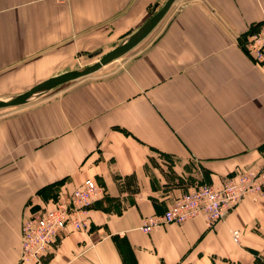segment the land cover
I'll use <instances>...</instances> for the list:
<instances>
[{"label": "crops", "instance_id": "1", "mask_svg": "<svg viewBox=\"0 0 264 264\" xmlns=\"http://www.w3.org/2000/svg\"><path fill=\"white\" fill-rule=\"evenodd\" d=\"M164 1L0 0V98L67 71L75 55L109 51ZM262 19L264 0H175L152 40L109 74L0 117V264L16 262L24 218L86 177L102 187L89 224L57 238L51 264L207 263L264 250V194L211 228L204 213L138 228L190 186L264 168V65L244 47ZM23 77L39 79L18 90Z\"/></svg>", "mask_w": 264, "mask_h": 264}, {"label": "built area", "instance_id": "2", "mask_svg": "<svg viewBox=\"0 0 264 264\" xmlns=\"http://www.w3.org/2000/svg\"><path fill=\"white\" fill-rule=\"evenodd\" d=\"M244 44L253 59L264 65V19L249 24ZM101 191L95 179L86 177L69 194L58 196L51 204L25 217L20 229L19 256L14 264H51L49 255L55 249L57 238L67 229L88 226L92 203ZM263 191L264 168L249 167L227 175L219 185L202 182L190 186L162 212L144 216L138 228L147 233L199 213H204L206 226L211 228L246 194Z\"/></svg>", "mask_w": 264, "mask_h": 264}, {"label": "rangeland", "instance_id": "3", "mask_svg": "<svg viewBox=\"0 0 264 264\" xmlns=\"http://www.w3.org/2000/svg\"><path fill=\"white\" fill-rule=\"evenodd\" d=\"M160 22H161V20L136 45H134L132 48H130L126 52L122 53L121 55L117 56L116 58L112 59L111 61L105 63L104 65H102L98 69H96V70H94V71H92V72H90L88 74L79 76L77 78H74V79L68 80L66 82L60 83V84H58L56 86H53V87H51L49 89H46V90H43V91L38 92L36 94H33L32 96H30L23 103L0 107V117H5V116H8V115H12V114L18 113V112L26 109L27 107L33 106L34 104L40 102L44 98H47V97H50V96H54L55 94L57 95V94H59L60 91H63V90L65 91L69 86H72L73 84L74 85L75 84H79V83H82V82L87 81L89 79H94V78H97V77H101V76H103L105 74H109L110 71L114 70V68L117 67L119 64H121V62H123L124 59H126L127 57H130L138 49H140L144 44H146V43H148V42H150L152 40V38L154 37V34L156 33L158 25H160L159 24ZM244 47H245V44H244ZM104 53H106L105 49L101 50V51H97L96 53H90V52L80 53V54L75 55L74 57H72V59H70L68 61V64H66V65L64 64L61 67V69L62 70L63 69L69 70V69H76V68L85 67L86 65H88L90 63H93L94 61L98 60L99 57L102 56ZM38 79H39V77L36 78V79L30 80V82H27V81H24L25 77L21 78V80L19 82L20 87L18 88V90L24 89L25 87L30 85L32 82H34V81H36ZM23 82H25V84ZM15 91H17V90H15ZM14 94H16V93L5 95V98L10 97V96H12ZM246 169L247 168L240 169L239 171L246 170ZM263 194H264V191L259 193V194L248 193L245 196L250 195L251 197L254 198L253 200L256 201L257 199H260L259 197H261ZM237 240H239V239H237ZM19 244H20V242H19ZM186 264H264V250L259 251V250L251 248L249 250L246 249L244 255L241 256V257H238V258L218 257V258H215V259L211 260V262H207V263H204L203 261L202 262H200V261H191V262H188Z\"/></svg>", "mask_w": 264, "mask_h": 264}, {"label": "water", "instance_id": "4", "mask_svg": "<svg viewBox=\"0 0 264 264\" xmlns=\"http://www.w3.org/2000/svg\"><path fill=\"white\" fill-rule=\"evenodd\" d=\"M175 0H165L164 3L152 14L150 15L137 29L130 33L121 43L104 53L99 57L98 60L90 63L82 68L70 69L63 71L61 73L47 77L38 83L32 85L28 89L16 93L7 98H0V107L16 105L25 102L30 96L41 92L43 90L49 89L60 83L66 82L68 80L77 78L79 76L88 74L105 63L111 61L122 53L126 52L139 41H141L162 19V17L169 10L171 4Z\"/></svg>", "mask_w": 264, "mask_h": 264}]
</instances>
